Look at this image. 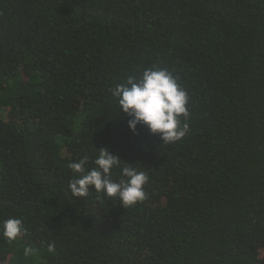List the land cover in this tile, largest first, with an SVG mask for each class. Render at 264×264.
I'll return each mask as SVG.
<instances>
[{
    "label": "trees",
    "instance_id": "trees-1",
    "mask_svg": "<svg viewBox=\"0 0 264 264\" xmlns=\"http://www.w3.org/2000/svg\"><path fill=\"white\" fill-rule=\"evenodd\" d=\"M148 68L188 94L180 141L131 131L111 95ZM95 148L146 173L144 201L71 195ZM9 217L0 264H264V0H0Z\"/></svg>",
    "mask_w": 264,
    "mask_h": 264
},
{
    "label": "clouds",
    "instance_id": "clouds-1",
    "mask_svg": "<svg viewBox=\"0 0 264 264\" xmlns=\"http://www.w3.org/2000/svg\"><path fill=\"white\" fill-rule=\"evenodd\" d=\"M111 95L117 98L119 111L130 117L128 127L135 132L143 124L153 134H159L163 143L180 141L188 132L189 118L187 92L178 83V77L166 69L148 68L140 76H129L116 85ZM181 117L184 123H181ZM96 149V148H95ZM94 167L88 168L87 155L73 161L69 167L77 174L68 184L72 196L87 197L89 189L112 199L126 208L146 199L144 186L148 176L112 154L108 148L96 149ZM122 161L124 162L122 164ZM118 168L120 179L113 180V169ZM8 240H15L22 231V220L9 217L0 225ZM28 249L25 253H28Z\"/></svg>",
    "mask_w": 264,
    "mask_h": 264
}]
</instances>
